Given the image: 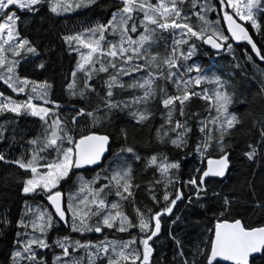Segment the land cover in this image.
Listing matches in <instances>:
<instances>
[{"label": "snow or ice", "instance_id": "snow-or-ice-1", "mask_svg": "<svg viewBox=\"0 0 264 264\" xmlns=\"http://www.w3.org/2000/svg\"><path fill=\"white\" fill-rule=\"evenodd\" d=\"M45 2L0 0V82L17 97H25L14 99L0 91V115L30 116L39 122V131L30 138L22 130L12 129V139L19 133L26 145L20 157L7 159L0 152V161L22 170L20 191L26 198L15 225L19 231L4 264H154V238L161 232L162 218L172 217L178 202L185 200L187 205L205 208L201 201L208 195L206 178L225 176L229 168L227 138L243 124L236 112L230 110L235 101L228 82L215 73L205 74L194 62H187L197 52L196 41L217 50L226 47L231 52L232 40L246 41L264 61V49L250 35L252 30L264 38V0H218L216 5L207 0L204 4L198 0H114V11H110L105 22L62 37L69 55L75 53L78 57L67 90L71 97L78 98L79 106L73 103L67 113L53 99L52 83L29 79L18 71L22 60L31 63L29 57H40L38 47L19 30L22 17L18 13L38 15ZM94 6L107 5L103 0H48V10L57 16ZM213 11L222 12V17L209 20L207 13ZM193 17L199 27L193 23ZM221 19L227 25V34L218 27ZM165 33L172 38V46L166 47L161 56L154 46L159 45ZM247 59L253 57L249 55ZM36 67L46 69V64L40 62ZM260 74L264 76V70ZM97 78L102 80L99 91ZM117 90H132L131 99H117ZM194 97L205 102L207 116L200 118V113L188 112ZM157 101L165 112L164 121L155 129L158 143L188 148L193 134L188 121L192 119L200 134L194 144L195 152L203 155L218 148L222 153L218 160H209V167L202 174L181 181L180 162L170 161L163 153L142 157L129 142L126 128L120 129L122 142L116 153H111L109 134L93 131L120 113L131 117L133 127H147L154 118L152 105ZM10 122L15 123L6 118L5 123ZM258 123L259 141L248 144L243 153L249 161L257 156V148L264 151V120ZM6 131L0 126V140H8ZM106 154L114 156L107 166ZM135 162L159 174L148 189L153 207L137 204L135 191L140 185L135 182ZM92 166L100 171L90 179L79 174L78 170ZM73 176L77 177L74 188L65 195L64 184ZM156 185L164 188L161 196L155 194ZM183 187H188L190 194L186 195ZM212 195L220 197L216 192ZM37 197L45 203L34 208L29 199L35 201ZM221 199L214 222L209 221L206 227V239L195 252L186 253L182 241L172 236L176 245L174 264H264V225L253 227L230 217L233 201L227 196ZM129 205L131 213L127 210ZM256 207L264 211V200ZM180 219L176 216L171 223ZM11 223L7 215L0 218V228ZM60 227L67 228L68 233L51 239L50 234ZM133 230H137L135 235ZM106 231L127 233L129 238L104 236L93 242L72 236L103 235ZM55 249L60 250L59 254ZM49 252L53 254L50 262L45 259Z\"/></svg>", "mask_w": 264, "mask_h": 264}, {"label": "trees", "instance_id": "trees-1", "mask_svg": "<svg viewBox=\"0 0 264 264\" xmlns=\"http://www.w3.org/2000/svg\"><path fill=\"white\" fill-rule=\"evenodd\" d=\"M103 2L107 5L105 8L94 6L91 9H78L57 16L48 10V0H46L38 15L30 13L24 16L22 13H18L22 17L19 30L22 35L33 41L40 52L39 58H28L31 63L22 60V67L19 71L29 79L48 80L49 83H52V97L63 106L65 113L71 111L73 103H77V106H79L78 98L71 97L67 90V84L71 82V71L75 68L78 57L75 53L69 55L68 46L63 42L62 37L82 31L84 27L91 24L105 22L109 19L110 11H114V8L111 7L114 0H103ZM198 2L204 4L206 0H198ZM207 2L216 5L218 0H207ZM188 7H190V3ZM218 15L222 17V12H208L207 18L215 21ZM193 23L199 27V22L195 20V17H193ZM218 27L227 34V25L222 19ZM250 35L253 36L257 46L264 49V38L252 30H250ZM176 38H179V36L177 35ZM196 43L198 46L197 52L187 63L193 64L194 62V65L201 67L205 74L215 73L228 82V90L234 93L235 101L230 110L236 112L242 119L243 124L238 126V130L234 131L231 137L227 138L226 151L230 153L232 165L227 179H206L208 195L201 201L204 203L205 208L187 205L185 200L183 203L178 202L172 217L162 218L161 234L158 238H154V264H174L173 256L176 245L172 236H176L182 241L186 253L195 252L198 245L202 246L201 241L206 239V227L209 225V221L214 222V213L218 214L222 205L221 198L224 196L233 201L230 217L241 219L242 222L253 227L264 225V211L256 207L258 202L264 200V151L257 148L258 154L251 161L243 155L248 144L259 141V136L256 134L259 128L258 122L264 120V76L260 74L264 70V61H261L251 51V46L246 41L236 44L232 40L231 52L226 49L222 52H215L201 41H196ZM171 46L172 38L165 33L159 45L154 46V51H158L163 56L166 47L170 49ZM249 55L253 57L252 60L247 59ZM40 62L46 64V69L36 67ZM237 64L240 67H236ZM134 75L139 76L140 74ZM192 75H195V73H192ZM101 77L107 78L105 74H101ZM123 79L125 81L129 80L128 77ZM78 83H81V81L78 80ZM95 84L99 91L102 80L97 78ZM208 87L211 88L212 86L208 85ZM0 91L10 94L14 99H25L23 95L17 97L15 93H11V90L7 89L2 82H0ZM117 91V99H131L130 93L132 90ZM169 91H172V89H169ZM95 100L94 97L93 106H95ZM204 107L205 102L194 97L187 110L189 113L198 112L200 118H203L208 115L204 111ZM152 110L155 115L151 124L147 127L139 125L133 127L135 122L131 120V117L127 113H120L118 116L113 117L111 122L105 121L103 126L97 125L93 131L109 134L112 137L111 153H116L119 151L122 142L120 129L126 128L129 133V142L135 145L142 157L163 153L169 157L170 161L180 162L179 176L181 181H186L189 176L202 174L206 170L208 159L219 158L222 155L218 148L209 149L203 155L195 152L194 144L200 134L195 127L196 122L192 119L188 121L189 125L193 126V134L189 139L188 148L176 149L170 143H158L155 139V129L164 121L165 112L158 101L152 105ZM6 118L9 121H15V123L6 124ZM0 126L7 129L5 136L8 137V140H0V152H3L7 159L20 157L26 147L19 133L15 135V139H12L14 135L13 128L22 130L26 134V138H30L39 131L37 118L14 117L10 113L0 115ZM112 159H114V156L110 155L105 166ZM133 167L135 169V182L140 185V188L135 191L137 204L140 206L146 204L153 207L148 189L150 182L158 179L159 174L154 173L152 169H145L144 165L139 162H135ZM197 169L200 171L198 172ZM99 171L100 169L97 168L95 170H85L79 172V174H83L87 179H90ZM21 173L22 170H19L15 165L0 161V218L7 215L12 222L9 227L0 228V264H4L7 259L16 239V232L19 231L15 225L23 211L24 199H26L20 191V183L23 179ZM76 180L77 177L73 176L71 181L64 184L65 195H67V190L74 188ZM176 187L180 188L181 184L177 183ZM154 191L157 196H161L164 188L161 185H156ZM169 191H174V189L169 188ZM182 191L186 195L190 194L188 187H183ZM213 192L219 193L220 197H214ZM29 203L35 208L38 203L43 204L45 202L37 197L35 201L29 199ZM127 210L131 213L130 205ZM176 216H180L181 219L176 224H172L171 221ZM134 232L133 234H135ZM170 232L171 235H169ZM67 233V228L60 227L58 231H53L52 239ZM72 236H78L82 240L89 237V239L96 242L97 238L111 236V233L107 231L103 235L87 233L85 237L73 233ZM121 236L125 239L129 238L128 234Z\"/></svg>", "mask_w": 264, "mask_h": 264}, {"label": "water", "instance_id": "water-1", "mask_svg": "<svg viewBox=\"0 0 264 264\" xmlns=\"http://www.w3.org/2000/svg\"><path fill=\"white\" fill-rule=\"evenodd\" d=\"M236 44H240L241 42H243V41H239V42H237V41H235V40H233ZM209 48H211V46L210 45H207ZM212 50H214L215 52H222V51H224L225 49H226V47H224V48H222V49H220V50H217V49H213V48H211ZM98 134H101V133H98ZM107 156H108V158L110 157V154H106ZM220 158V157H219ZM219 158H210V159H208L207 161H206V170L208 169V167H209V160H212V161H216V160H218ZM107 161V160H106ZM106 161H104V164L106 163ZM215 165H213V167H214ZM231 161H230V153H229V168L226 170V173H225V176L224 177H209V178H218V179H220V180H226L227 179V177H228V175H229V172H230V169H231ZM95 170V169H97V168H95V166H92L91 168H86V169H81V170H78L79 172H82V171H85V170ZM207 179V178H206ZM160 234H161V232H160ZM159 234V235H160Z\"/></svg>", "mask_w": 264, "mask_h": 264}, {"label": "rangeland", "instance_id": "rangeland-1", "mask_svg": "<svg viewBox=\"0 0 264 264\" xmlns=\"http://www.w3.org/2000/svg\"><path fill=\"white\" fill-rule=\"evenodd\" d=\"M226 50H228L227 48H226ZM20 70V68L18 69V71ZM20 72V71H19ZM28 117H30V116H28ZM83 175V174H82ZM85 176V175H84ZM85 178H87L86 176H85ZM134 231H136V230H133V232ZM53 233V232H52ZM52 233L50 234V237H51V239H52ZM134 233H136V232H134ZM125 234H127V233H115V234H112L111 233V236H107V238L108 239H113V238H116V237H122L121 235H125ZM133 235H135V234H133ZM75 239H80L78 236H73ZM55 238V237H54ZM53 238V239H54ZM123 239H125V237H122ZM87 239H89V237L87 238ZM126 240V239H125ZM93 242H94V240H92ZM59 252H60V250L59 249H55V253L56 254H59ZM81 255H82V253H81ZM45 259H47L49 262L53 259V254L51 253V252H49V254L45 257Z\"/></svg>", "mask_w": 264, "mask_h": 264}]
</instances>
